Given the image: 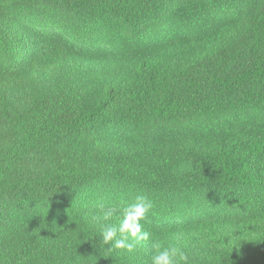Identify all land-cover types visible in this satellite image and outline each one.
Instances as JSON below:
<instances>
[{"label":"trees","instance_id":"16d2710c","mask_svg":"<svg viewBox=\"0 0 264 264\" xmlns=\"http://www.w3.org/2000/svg\"><path fill=\"white\" fill-rule=\"evenodd\" d=\"M0 264H264V0H0Z\"/></svg>","mask_w":264,"mask_h":264},{"label":"rangeland","instance_id":"374dc122","mask_svg":"<svg viewBox=\"0 0 264 264\" xmlns=\"http://www.w3.org/2000/svg\"><path fill=\"white\" fill-rule=\"evenodd\" d=\"M71 15L72 14H67L60 9L50 8L46 15H44L43 12L36 14L33 18L23 15L19 18V23L33 28L40 33H47L50 30L61 33L64 38H68L69 41L76 43L77 47L84 51L88 48L96 50L93 48L95 42L98 43L96 46L99 49H106L107 46L101 48V41L106 42L108 40L105 34L102 36L101 32L97 31L91 35V31L82 26L79 22H76ZM101 29L102 31L106 30L105 27H100L99 30ZM109 183L110 182H108L107 185ZM108 186L111 194L116 196L120 203L126 202L130 205L132 203V208L136 207L139 210L142 209L144 211L151 206V203H145L147 199L145 194L140 193L138 190L132 188L126 183L112 182ZM139 197L140 200L138 199Z\"/></svg>","mask_w":264,"mask_h":264}]
</instances>
